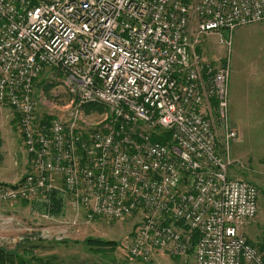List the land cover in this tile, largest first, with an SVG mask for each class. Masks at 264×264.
Listing matches in <instances>:
<instances>
[{"label": "built area", "instance_id": "1", "mask_svg": "<svg viewBox=\"0 0 264 264\" xmlns=\"http://www.w3.org/2000/svg\"><path fill=\"white\" fill-rule=\"evenodd\" d=\"M261 22L264 0H0V108L18 114L29 163L19 182L0 184V205L50 210L62 195L72 212L62 235L140 213L126 250L133 264L158 253L264 264L243 235L258 190L231 178L236 132L223 125L219 139L215 124L226 122L229 66L197 53L206 36L228 46L221 32ZM47 69L75 107L41 124L34 86ZM89 105L108 114L90 122Z\"/></svg>", "mask_w": 264, "mask_h": 264}, {"label": "rangeland", "instance_id": "2", "mask_svg": "<svg viewBox=\"0 0 264 264\" xmlns=\"http://www.w3.org/2000/svg\"><path fill=\"white\" fill-rule=\"evenodd\" d=\"M218 37L213 34L200 39L197 53L214 64L227 62L229 66L226 122L219 123L215 116V124L219 139L225 132L223 125L236 132L227 153L236 164L230 167L231 178L251 183L258 190V213L245 225L243 235L259 249L264 246V133L263 138L255 133V117L261 112L257 106L260 102H254V88L259 78L257 73L264 72V22L239 27L232 33L221 32V37L229 40L228 46L219 45ZM60 79L59 73L47 69L34 86L35 117L41 124L66 120L75 107L71 104L74 102L72 94ZM82 113L96 123L108 114V109L103 105L88 106ZM18 117L11 108H0V184L17 183L29 171ZM220 148L224 154L222 142ZM61 197L53 198L55 202L50 210H43L35 201L0 205V248L21 259L36 257L49 264H133L127 259L126 250L142 221L140 213L122 220L96 218L78 234L62 235L58 233L61 231L59 222H67L72 212L66 199ZM54 206L59 207L57 215L52 211ZM48 211L51 219L45 220L41 215ZM87 238L113 242L115 247L96 253L85 245ZM134 264L194 263L189 256L173 258L158 253L147 263Z\"/></svg>", "mask_w": 264, "mask_h": 264}, {"label": "trees", "instance_id": "3", "mask_svg": "<svg viewBox=\"0 0 264 264\" xmlns=\"http://www.w3.org/2000/svg\"><path fill=\"white\" fill-rule=\"evenodd\" d=\"M34 2H36V0H34ZM37 82V80H36ZM35 82V84H36ZM96 105H89V107H93ZM88 107V106H86ZM44 123V122H43ZM156 140L159 141H164L166 139V137H156ZM251 184V183H250ZM253 185V184H251ZM59 206V205H58ZM58 206H54L52 211H55L54 213L57 215L59 211V207ZM85 245L92 250L93 252L96 253H101V252H105L107 249H112L115 246V243L113 242H107L104 240H98V239H92V238H87L84 241ZM111 247V248H110ZM264 246H260L259 250H263ZM127 261V259L125 260ZM0 264H49L47 261H44L43 259L40 258H36V257H31L29 259H21L18 256H16L15 253L12 252H8L3 248H0Z\"/></svg>", "mask_w": 264, "mask_h": 264}, {"label": "crops", "instance_id": "4", "mask_svg": "<svg viewBox=\"0 0 264 264\" xmlns=\"http://www.w3.org/2000/svg\"><path fill=\"white\" fill-rule=\"evenodd\" d=\"M258 75L259 78L256 79L257 85L254 88V102H260V104H257V106H259L258 108H260L259 110L261 113H259V117H255V133H257L260 138H263L262 133H264V72H259L257 73V76ZM262 253L264 258V252ZM189 257L192 258V262L194 263L193 256L190 254Z\"/></svg>", "mask_w": 264, "mask_h": 264}]
</instances>
